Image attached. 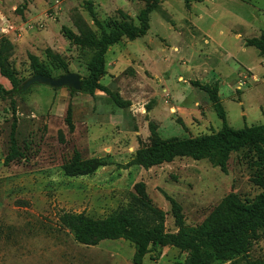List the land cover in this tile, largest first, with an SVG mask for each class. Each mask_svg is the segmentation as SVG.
Listing matches in <instances>:
<instances>
[{"label": "rangeland", "instance_id": "374dc122", "mask_svg": "<svg viewBox=\"0 0 264 264\" xmlns=\"http://www.w3.org/2000/svg\"><path fill=\"white\" fill-rule=\"evenodd\" d=\"M150 1L0 0V63L15 83L34 75L31 58L57 78L65 72L50 52L82 80L92 53L70 44L61 27L100 36L112 20L136 23ZM149 26L144 36L122 38L107 49L93 94L32 84L13 104L0 98V264H133L129 242L80 245L61 223L62 214L101 219L128 210L147 227L177 233L176 214L192 228L227 197L259 194L257 171L241 152L230 155L225 172L189 157L147 169L129 163L152 144L151 128L162 140L219 131L221 119L200 85L217 87L230 128L264 124V56L247 45L264 37V0H161ZM0 83L6 90L13 86L1 71ZM12 124L21 157L5 165ZM76 155L105 165L67 176L63 167ZM185 258L164 247L142 264H182ZM254 262H264V231L244 254L211 255L209 264Z\"/></svg>", "mask_w": 264, "mask_h": 264}, {"label": "trees", "instance_id": "16d2710c", "mask_svg": "<svg viewBox=\"0 0 264 264\" xmlns=\"http://www.w3.org/2000/svg\"><path fill=\"white\" fill-rule=\"evenodd\" d=\"M160 1L151 0L147 3L139 11L136 23L130 19L112 20L109 30H102L100 36L82 29L80 34L76 35L68 28L61 27V33L70 44L87 48L92 53L87 66L88 74L81 80V90L93 94L100 89L98 82L105 73L107 49L122 38L133 40L144 36L150 27V14ZM88 11L95 24L100 27L91 8ZM247 45L254 47L261 56H264V37L250 39ZM47 56L63 67L64 74L69 73L62 59L50 52H47ZM31 67L34 75L51 77L35 58H31ZM0 71L3 76L11 80L13 85L10 90H6L0 83V98L10 99L13 104V98L22 92L21 86L24 82L22 84L13 82L8 72L4 71L2 63H0ZM199 88L207 94L218 118L221 119L219 131L196 137H172L162 140L151 128L154 137L152 144L138 150L129 165H139L147 169L163 161L189 157L194 160L206 159L225 172L230 155L241 152L257 171L253 181L260 190L259 194L251 200H239L235 196L227 197L221 208L214 211L206 221L192 228L183 227L180 216L176 214L175 219L179 226L177 233L164 232L160 226L147 227L128 210L116 211L101 219H94L83 213H64L60 221L70 230L76 243L96 246L104 240H125L134 247L133 264H142L147 254L164 247H174L185 253L186 258L182 264H209L211 255L229 258L244 254L251 240L256 239L259 232L264 231V124L241 129L230 128L218 98L217 87L200 85ZM66 89L70 94L77 92ZM66 120L70 125V108L67 110ZM14 129L15 125L12 124L10 147L4 159L5 165L21 157ZM103 165L105 163L99 159L82 160L76 155L64 165L63 171L67 176H83L93 173ZM253 264H264V262Z\"/></svg>", "mask_w": 264, "mask_h": 264}, {"label": "water", "instance_id": "95a60500", "mask_svg": "<svg viewBox=\"0 0 264 264\" xmlns=\"http://www.w3.org/2000/svg\"><path fill=\"white\" fill-rule=\"evenodd\" d=\"M32 84H44L53 89L68 88L75 91L81 89V79L79 75L71 72L57 78L43 76L40 74L33 75L22 84L21 91H25Z\"/></svg>", "mask_w": 264, "mask_h": 264}, {"label": "crops", "instance_id": "0c3cea01", "mask_svg": "<svg viewBox=\"0 0 264 264\" xmlns=\"http://www.w3.org/2000/svg\"><path fill=\"white\" fill-rule=\"evenodd\" d=\"M62 262H64V263H65V257H63V258H62Z\"/></svg>", "mask_w": 264, "mask_h": 264}]
</instances>
